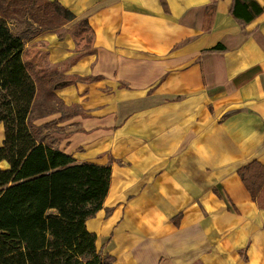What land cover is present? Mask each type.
<instances>
[{
    "label": "crops",
    "instance_id": "0c3cea01",
    "mask_svg": "<svg viewBox=\"0 0 264 264\" xmlns=\"http://www.w3.org/2000/svg\"><path fill=\"white\" fill-rule=\"evenodd\" d=\"M47 1L91 35L76 51L57 34L68 23L25 47L40 43L76 111L38 124L55 123L77 163L111 169L85 223L97 250L112 264H264V204L239 176L264 167V12L245 23L233 0Z\"/></svg>",
    "mask_w": 264,
    "mask_h": 264
},
{
    "label": "trees",
    "instance_id": "16d2710c",
    "mask_svg": "<svg viewBox=\"0 0 264 264\" xmlns=\"http://www.w3.org/2000/svg\"><path fill=\"white\" fill-rule=\"evenodd\" d=\"M232 15L245 23L264 12L253 0H233ZM23 15L13 33L8 20ZM75 16L47 0H0V264H112L96 248L85 223L102 208L111 169L77 163L55 146L50 128L38 124L54 114L75 115L55 95L65 77L24 62L25 45L56 31ZM87 27L86 22L83 21ZM252 198L264 204V167L239 170Z\"/></svg>",
    "mask_w": 264,
    "mask_h": 264
},
{
    "label": "rangeland",
    "instance_id": "374dc122",
    "mask_svg": "<svg viewBox=\"0 0 264 264\" xmlns=\"http://www.w3.org/2000/svg\"><path fill=\"white\" fill-rule=\"evenodd\" d=\"M17 20H8V26L13 33H18L22 27L21 20H23V15H18ZM57 34L61 38L71 39L76 51H83L90 47L91 35L87 27L82 21H79L76 17L70 22V25L65 26L63 29L58 30ZM67 36V37H66ZM40 43L28 44L26 50L24 51L22 57L26 63H31L35 66H40L42 68L49 69L47 61V55L44 50H42ZM46 50V49H45Z\"/></svg>",
    "mask_w": 264,
    "mask_h": 264
}]
</instances>
